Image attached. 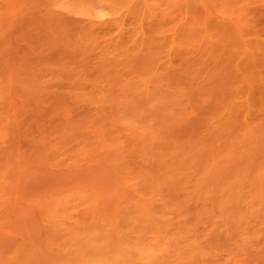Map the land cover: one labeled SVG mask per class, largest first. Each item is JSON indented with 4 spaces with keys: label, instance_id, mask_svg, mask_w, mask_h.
I'll return each instance as SVG.
<instances>
[{
    "label": "rangeland",
    "instance_id": "rangeland-1",
    "mask_svg": "<svg viewBox=\"0 0 264 264\" xmlns=\"http://www.w3.org/2000/svg\"><path fill=\"white\" fill-rule=\"evenodd\" d=\"M0 264H264V0H0Z\"/></svg>",
    "mask_w": 264,
    "mask_h": 264
}]
</instances>
